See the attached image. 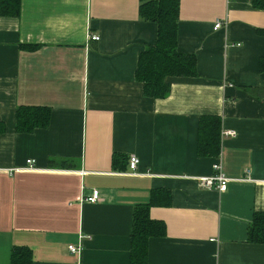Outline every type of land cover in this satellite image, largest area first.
Here are the masks:
<instances>
[{
	"label": "crops",
	"instance_id": "1",
	"mask_svg": "<svg viewBox=\"0 0 264 264\" xmlns=\"http://www.w3.org/2000/svg\"><path fill=\"white\" fill-rule=\"evenodd\" d=\"M253 1L180 0L177 50L196 73L168 76L162 99L136 78L157 41L140 0H21L18 16L0 15V264L14 246L31 264H131L134 211L148 203L165 226L148 264H264V244L248 239L264 212V97L250 93L264 89V7ZM22 105L48 107V126L17 132ZM203 115L222 118L217 157L197 154ZM215 163L229 182L203 187Z\"/></svg>",
	"mask_w": 264,
	"mask_h": 264
},
{
	"label": "trees",
	"instance_id": "2",
	"mask_svg": "<svg viewBox=\"0 0 264 264\" xmlns=\"http://www.w3.org/2000/svg\"><path fill=\"white\" fill-rule=\"evenodd\" d=\"M253 3L264 7V0ZM21 0H0V15L18 16ZM180 0H140V17L157 24V41L148 47L139 59L136 78L143 84L144 96L153 99L166 98L171 91L168 76L176 74L194 75L195 57L178 52V23ZM260 70L264 71V58L260 60ZM250 93L262 99L264 89H250ZM51 111L45 106H19L16 111V131L33 132L48 126ZM4 125L0 123V132ZM222 118L203 115L199 120L197 154L202 157H217L221 151ZM113 164L126 160V156L115 153ZM129 162V161H128ZM150 204L137 205L133 215L131 233V264H148V243L151 237L162 236L165 226L149 216ZM248 239L264 244V212H256L249 226ZM32 251L25 246H14L11 264H31Z\"/></svg>",
	"mask_w": 264,
	"mask_h": 264
},
{
	"label": "built area",
	"instance_id": "3",
	"mask_svg": "<svg viewBox=\"0 0 264 264\" xmlns=\"http://www.w3.org/2000/svg\"><path fill=\"white\" fill-rule=\"evenodd\" d=\"M222 22L221 21H217L215 23V26H214V29H218L220 26H221ZM91 38L93 40H98L99 37L98 36H91ZM230 134V132H226L225 135H228ZM233 134V133H232ZM31 160H29L28 162L30 163ZM34 162V161H33ZM33 162L30 164V166L34 167L35 168V164H33ZM140 162V159L139 157L137 156H134L132 155L129 159V165H130V168L135 171L138 167V164ZM29 165H28V168L30 169H33L31 168ZM214 169H215V174L211 175V176H208V177H201L199 179L200 181V184L203 186V187H206V188H212V187H215L217 189H221L223 186H225L228 181H229V178H226V176L224 175V173L222 172V167L221 165L219 164H215L214 165ZM101 198H100V192L99 190H93L92 194L90 196H88L86 198L87 201H90V202H97L99 201ZM69 250L72 251V252H76L78 247H76V245H69L68 246Z\"/></svg>",
	"mask_w": 264,
	"mask_h": 264
},
{
	"label": "rangeland",
	"instance_id": "4",
	"mask_svg": "<svg viewBox=\"0 0 264 264\" xmlns=\"http://www.w3.org/2000/svg\"><path fill=\"white\" fill-rule=\"evenodd\" d=\"M44 128V127H43ZM227 132H230V134H232L233 132H231V131H227ZM229 135V134H228ZM29 160H31L30 161V163L28 162ZM34 160L33 159H28L26 162H27V169H30V168H28V165L30 166V164L33 162ZM140 163V162H139ZM33 164H35V161L33 162ZM215 164H219L220 165V163H215ZM214 164V165H215ZM139 165V164H138ZM31 167V166H30ZM129 167H130V165H129ZM31 168H33V169H35L33 166L31 167ZM138 168V167H137ZM213 168H214V166H213ZM131 169V168H130ZM132 170V169H131ZM137 170V169H136ZM135 170V171H136ZM215 170V169H214ZM133 171V170H132ZM225 175V174H224ZM226 178H228L227 176H226ZM229 182V181H228ZM98 202V201H97ZM92 203H95V202H92Z\"/></svg>",
	"mask_w": 264,
	"mask_h": 264
}]
</instances>
